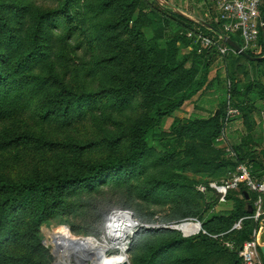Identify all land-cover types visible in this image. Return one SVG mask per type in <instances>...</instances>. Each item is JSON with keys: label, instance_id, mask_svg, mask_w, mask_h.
<instances>
[{"label": "rangeland", "instance_id": "obj_1", "mask_svg": "<svg viewBox=\"0 0 264 264\" xmlns=\"http://www.w3.org/2000/svg\"><path fill=\"white\" fill-rule=\"evenodd\" d=\"M107 1L76 0L77 5H67V0H0V54L7 57L1 66L6 70L5 75L12 74L13 67H17L14 63L19 42L24 53L31 50L28 34L36 32L37 16L60 11L65 6L68 11L67 16L45 20L42 39L37 43L43 46L46 56L34 70L36 74L28 87V103L16 112L7 111V107L5 113H0V179L16 182L39 177L46 181L57 174L87 173L88 166L127 153L128 132L143 117L144 111L140 94L120 102L109 92L122 83L120 79H125L128 62L135 55L128 43L129 35L121 34V29L110 28L122 14L116 15L110 9L104 11ZM261 2L260 28L264 0ZM85 5L88 9L83 8ZM207 21L205 25L218 23L214 8ZM204 33L200 30V34ZM188 39L196 44L194 39ZM178 46V62L192 57L187 70L193 67L196 51L199 56L214 60L215 49L199 54L198 48L195 50L190 44ZM251 52L259 53V40ZM245 57L248 58L233 56L228 62L225 58L210 59L203 88L166 120L156 139L157 150L145 155L148 166L145 174L141 176L140 168H134L130 176L108 177L102 183L75 186L65 195L64 203L49 210L47 215L37 211L25 223V215L16 218L10 226L15 224L19 232L10 243H2L4 250L16 255L8 264H54L56 257H61L64 244L81 238H101L112 216L118 213H129L138 223L128 241L126 264H148L152 254L164 244L183 242L201 234L215 242L210 241L208 245L200 240L183 242L161 254L154 264H233L235 255L226 251L236 254L239 245L232 246L226 239L229 233L216 234L204 229V219L210 213L229 211L232 207V203H220L217 188L235 173V167L223 168L226 176L218 179L216 175L220 171L215 166L224 160L236 159L235 150H243L251 136L255 140L262 138L264 148V56L262 59L249 54ZM203 70L205 66L201 64L199 79ZM181 76L169 78L172 84L166 89L177 88V92H183L196 82L188 79L177 87ZM247 88L250 89L245 98L250 99L252 93L257 97L250 102L252 110L245 116L240 114V118L228 119L230 101H238ZM71 96L77 102L65 117L64 109ZM223 98L228 101L225 105L221 102ZM44 108L48 110L42 114ZM216 119L220 133L213 124ZM24 134L35 135L37 141L8 145L10 139ZM213 139L215 143L211 145ZM178 141L184 144L177 156L164 161L170 148L179 145ZM262 199L264 210V196ZM38 205L39 200L31 202L29 209ZM253 209L257 214L255 204ZM184 221L200 224L201 231L197 233L198 225L186 224L182 232L192 235L185 237L181 231L171 229ZM255 222V231L264 228V216ZM239 224L242 227V220L236 225ZM6 232L0 237L1 242L10 236ZM260 244L258 259L264 264V232ZM116 254L111 251L107 255ZM236 262L243 264L240 251ZM88 264H95L92 258Z\"/></svg>", "mask_w": 264, "mask_h": 264}, {"label": "trees", "instance_id": "obj_2", "mask_svg": "<svg viewBox=\"0 0 264 264\" xmlns=\"http://www.w3.org/2000/svg\"><path fill=\"white\" fill-rule=\"evenodd\" d=\"M70 3L78 4L76 0H67V5ZM88 7L85 5L83 8L88 9ZM66 9L67 7L65 6L60 11L56 10L49 14L37 16V19H35V22L38 23L37 30L34 33L30 32L28 34V41L31 43L32 48L29 52L24 53L23 45L19 42L18 49L15 51L18 54L15 56L17 61L14 63L17 67H13L12 74L5 75L4 71L6 70L3 71L1 66L2 62L7 60V57L3 56L4 54H0V113H5L7 107V111L12 110L16 112L28 103V87L34 79V74H36L34 70L41 65V59L46 56L43 46L37 43L38 39H42L45 20L49 17L67 16L68 11ZM108 9L115 10L116 15L122 14V17L112 23L110 28L115 30L121 29V34L129 35L128 43L133 47L135 55L128 62L125 79H120L122 83L117 88H112L109 92L120 102L130 100L140 94L142 96V110L144 111L143 117L137 120L128 132L127 137L129 138L130 145L127 153L120 157H111L98 164L88 166L86 169L87 173L77 171L73 174H57L56 176H51L46 181L39 177H31L16 182L0 179V237L4 231H7L6 234H10L3 242L0 239V264H8L16 256L13 252L9 253L7 250H4L2 243H10L11 239L13 241V237H16L19 229L15 230V224L12 227L10 225L12 222H16L19 217L25 215V223L37 211H43L44 215H47L49 210L58 208L64 203L65 195L75 186L102 183L108 177L123 176L125 174L130 176L129 172L134 168H140L141 176L145 174L148 170V166L144 162L145 155L148 152H155L157 150L156 139L161 135L162 127H164L166 120L188 101L193 99L203 88L207 79L208 66L210 65V59H212L210 55H207L210 57L208 59L203 55L199 56L196 51L194 53L196 56L195 60L192 62L193 67L191 70H187L186 65L192 57L178 62L177 55L180 51L178 44H190L196 50L197 46L191 42L192 40L188 39V33L193 32L198 34L201 30L205 32L204 35L206 36H218L221 30L219 22L214 23V25L198 24L189 16L168 5H161L156 0H152L151 3L147 0H136L133 3H129L128 0H109L105 3L104 11ZM130 23H134V26L131 27ZM143 28H145L144 34L142 32ZM259 33V53L248 52V54L262 59L264 56V32L262 28H260ZM234 41L239 44L237 37L234 38ZM233 56L243 59L248 58L238 54L232 55L225 60L228 62V59H231ZM212 57L214 60L218 59L216 53ZM200 59H205V62H202ZM201 64H204L205 70H203V75L199 79ZM180 74L182 76L177 79V87L182 81L188 79H196V82L183 92H177V88L173 91L166 89L172 84L168 79ZM249 89L244 90L238 101H230L229 104V106L238 109L241 116H245L247 112L249 113L252 110L250 102L255 101L257 98L256 94L253 93L250 99L245 98ZM227 92V90L224 91L225 94ZM236 95H238V92ZM75 101L74 98L72 99V96L69 97L67 107L64 109L65 117H67L71 108L76 104ZM221 102L225 105L228 101L226 98H223ZM47 110L48 108H44L41 110V113L43 114ZM213 124L217 125V133H220L218 119ZM262 130L260 127L261 133ZM255 139L254 136H251L250 140L244 143L243 150L239 148L235 150L237 153L236 159L224 160L215 166V170L217 172L218 170L220 171L216 175L218 179L226 176V171L223 168L226 169L228 166H232L235 167L236 171L237 166L241 164H247L252 167L251 172L254 178H264V164L262 163L264 160L263 140L262 138ZM19 141L34 142L37 141V138L33 134H24L15 140L10 139L8 145L11 147ZM214 143L213 139L211 145H214ZM178 144L176 148H170L167 157H164V161H169L177 156L178 149L184 143L178 141ZM169 145H172V142ZM257 199L258 196L255 194L248 196L247 190L241 186L239 190L228 192L226 203H232L229 211L210 213L204 219V229H209V232L216 234L229 233L226 235V239L231 241L232 246L239 245L236 254L228 249L226 251L230 255H235L233 264H237L236 259L240 249L245 242L252 239L254 231L257 229V223L253 219L255 216L253 207ZM38 200L39 205L30 210L29 206L31 202H38ZM216 203H218V198ZM213 207L214 205L211 209ZM240 220H242L241 229H234V226ZM208 226L211 227L207 228ZM230 236L232 238H229ZM195 240H200V242L206 245L209 244L208 242L214 241L201 234L189 240H183V242H193ZM183 242L174 241L170 244H164L152 254L148 264H154L161 254L171 251L172 248ZM39 247L42 248L41 240L39 241Z\"/></svg>", "mask_w": 264, "mask_h": 264}, {"label": "built area", "instance_id": "obj_3", "mask_svg": "<svg viewBox=\"0 0 264 264\" xmlns=\"http://www.w3.org/2000/svg\"><path fill=\"white\" fill-rule=\"evenodd\" d=\"M207 2L213 6L216 12L221 30L217 37L193 32L188 33V37L195 40L199 54L215 49L219 59H226L232 54L243 55V53L248 54V52L253 51L259 40L261 0H207ZM234 36L239 38L241 45L234 41ZM233 44L238 45L240 49H236ZM239 116L240 111L238 109L233 107L228 109V119ZM251 169L252 167L247 164L239 165L235 173L228 180L222 181L217 190L221 204L227 202L229 191L239 190L241 186L247 190L248 196L251 194L257 195L258 199L254 204L258 212L253 219L258 221L264 216L262 205L264 178H254ZM240 227L239 224L234 229H241ZM262 232H264V228L255 231L252 239L245 242L240 249L243 264H261L258 259V252L261 249L260 236Z\"/></svg>", "mask_w": 264, "mask_h": 264}, {"label": "bare ground", "instance_id": "obj_4", "mask_svg": "<svg viewBox=\"0 0 264 264\" xmlns=\"http://www.w3.org/2000/svg\"><path fill=\"white\" fill-rule=\"evenodd\" d=\"M137 226L138 223L129 213L115 214L101 238H81L64 244L62 259L58 256V261L83 264L92 258L95 264H124L129 238L134 235ZM111 251L117 252V256L109 257L107 254Z\"/></svg>", "mask_w": 264, "mask_h": 264}, {"label": "crops", "instance_id": "obj_5", "mask_svg": "<svg viewBox=\"0 0 264 264\" xmlns=\"http://www.w3.org/2000/svg\"><path fill=\"white\" fill-rule=\"evenodd\" d=\"M168 6L189 16L198 24L211 18L213 6L207 0H163ZM210 5V6H209ZM211 25V24H209ZM239 39V38H238Z\"/></svg>", "mask_w": 264, "mask_h": 264}, {"label": "water", "instance_id": "obj_6", "mask_svg": "<svg viewBox=\"0 0 264 264\" xmlns=\"http://www.w3.org/2000/svg\"><path fill=\"white\" fill-rule=\"evenodd\" d=\"M159 4H162V5H167L163 0H156ZM180 12V11H179ZM182 13V12H181ZM262 30H263V32H264V15H263V19H262ZM231 43V42H230ZM234 45V47L236 48V49H240V47L238 46V45H236V44H233ZM243 55L244 56H247V54L246 53H243ZM186 224H193V225H198L199 226V231L197 232V233H199L200 231H201V229H202V227H201V225L200 224H195V223H191V222H187L186 221V223L185 222H183V223H180V224H177L176 226H172V228L171 229H173V230H177V231H181L182 232V226H184V225H186ZM183 233V232H182ZM184 234V233H183ZM195 234V233H194ZM190 235H192V234H190ZM190 235H185L184 234V236L185 237H189ZM263 250V252H264V248L262 249ZM53 255H54V257H56V254H55V252H53ZM54 264H65V263H63V262H61V261H58V259H57V257H56V260H55V263ZM83 264H88L87 262H85V263H83ZM124 264H126V262L124 263Z\"/></svg>", "mask_w": 264, "mask_h": 264}]
</instances>
